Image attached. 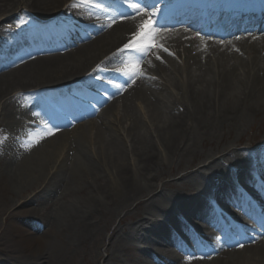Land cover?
<instances>
[{
	"label": "bare ground",
	"instance_id": "6f19581e",
	"mask_svg": "<svg viewBox=\"0 0 264 264\" xmlns=\"http://www.w3.org/2000/svg\"><path fill=\"white\" fill-rule=\"evenodd\" d=\"M0 2V30L6 20L30 21L10 35L29 36L36 44H43L50 28L38 20L60 14L79 22L70 39L53 44L63 51L27 60L24 55L25 61L0 73V201L20 205L14 216L43 214L42 234L30 235L26 245L34 264H79L86 246L99 252L89 264H100L103 255V264H264V232L235 248L231 241L237 229L219 235L207 226L214 214L208 195L226 213L234 210L232 196H242L223 180L228 167H237L239 181H247L252 176L246 165H264V146L239 150L235 136L241 135L229 131L242 129L243 116L216 111L246 98L245 91L264 112V49L248 45L230 54L200 49L180 27L159 26L172 21L171 0H162L160 10L146 7L148 16L128 18L120 17L125 6L112 0H96L100 8L91 10L70 7L74 0ZM214 4L200 0V12L209 14ZM14 9L19 10L9 13ZM165 12L158 26H149ZM144 20L145 31L152 29V51L146 57L120 52ZM85 28L92 30L88 38ZM215 65L227 70L211 78ZM61 84L65 89L56 87ZM102 91H110L109 101ZM30 101L42 104L44 118L52 123L17 136ZM37 203L46 204L29 207ZM239 214L235 220L240 221ZM249 217L263 226V219ZM10 237L24 242L27 234L17 228Z\"/></svg>",
	"mask_w": 264,
	"mask_h": 264
},
{
	"label": "rangeland",
	"instance_id": "374dc122",
	"mask_svg": "<svg viewBox=\"0 0 264 264\" xmlns=\"http://www.w3.org/2000/svg\"><path fill=\"white\" fill-rule=\"evenodd\" d=\"M3 4L4 3L0 2V9L3 8ZM21 8H23V6H21ZM8 10L9 9H3V12H7ZM18 10L19 9H14L9 13L15 14ZM0 13H2V11ZM212 68V72L208 74L212 75L211 78H218L221 73L224 72V70H227L220 66L218 67L217 65L213 66ZM35 87L37 86L34 85L33 89L31 90L36 89ZM244 96L246 98L234 99L230 102L229 105H227L228 107H222L216 110L217 112H220V110H222L227 111L228 114H238L240 116H243L242 129L239 131H236L235 129L229 130L233 133L241 135V138L235 136L237 142L240 143V146L238 147L239 150H242L243 147L252 149L256 146V144H264V112L262 113L258 110L260 108H256V105L253 104L252 97L247 95L245 91ZM210 111L216 112L214 109H211ZM10 160L13 161V159ZM229 170L232 171L231 167L229 168ZM45 204L46 203H37L36 205L32 204L29 207L42 208L43 206H45ZM49 204H51V202H49ZM49 204L47 203V207H50ZM19 206L20 205L16 206L11 205L10 203L7 204L6 202L0 201V264H34L32 262L33 255L28 250V246L26 245L28 244V242H30L28 239H30L31 236H40L42 234L41 232L44 230L45 226V222L42 219L44 218V216L43 214H35L31 217L14 216L13 213H17ZM41 212H44V210L42 209ZM156 218L161 219L162 216L159 215ZM118 223L119 217L114 218V224L117 225ZM17 228L25 231L27 234V237L25 238L26 240L24 242H19L17 240L19 244L16 243V240L14 241L10 237L14 235V231ZM17 234L15 233V235ZM108 238L109 236L107 230L105 242L106 244L108 243ZM97 254H99L97 248H91L86 246L82 249L80 256L77 257V259L79 264H89L88 261L95 259ZM104 258L105 256L103 255V258L100 259V264H103Z\"/></svg>",
	"mask_w": 264,
	"mask_h": 264
},
{
	"label": "snow or ice",
	"instance_id": "6c2138e0",
	"mask_svg": "<svg viewBox=\"0 0 264 264\" xmlns=\"http://www.w3.org/2000/svg\"><path fill=\"white\" fill-rule=\"evenodd\" d=\"M114 4H119L121 6H125V11L120 13L121 18H128L132 15H140L141 13H144V16L150 15L148 12L145 11L146 7H150L152 9L156 8V0H150V2L146 5L145 0H112ZM70 7L78 8V7H84L89 10H91L93 7L99 9L100 4L96 2V0H74V3L70 5ZM151 15H155V12H152ZM143 19V18H142ZM147 20H144V22L139 26V30L133 34L132 40L124 46L123 49H120V52L124 51H131L138 53L140 57H146L149 52L152 51V43L149 41V37L151 36L152 29H149L148 31H145V24H147ZM110 26V25H109ZM145 41H149L148 43H145ZM102 69H98L97 71H101ZM95 79L100 80L103 82L102 77H94ZM133 80V77L129 76V81L131 82ZM111 83V81H109ZM119 89V85H116ZM264 179V177H262ZM262 186H264V183H262ZM242 246V245H241Z\"/></svg>",
	"mask_w": 264,
	"mask_h": 264
}]
</instances>
